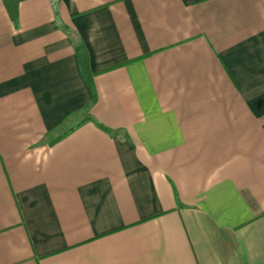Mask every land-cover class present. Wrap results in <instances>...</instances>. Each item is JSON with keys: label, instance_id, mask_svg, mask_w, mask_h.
<instances>
[{"label": "crops", "instance_id": "0c3cea01", "mask_svg": "<svg viewBox=\"0 0 264 264\" xmlns=\"http://www.w3.org/2000/svg\"><path fill=\"white\" fill-rule=\"evenodd\" d=\"M17 2L0 264H264V0Z\"/></svg>", "mask_w": 264, "mask_h": 264}, {"label": "trees", "instance_id": "16d2710c", "mask_svg": "<svg viewBox=\"0 0 264 264\" xmlns=\"http://www.w3.org/2000/svg\"><path fill=\"white\" fill-rule=\"evenodd\" d=\"M6 7L12 17V20L16 23H18V17H19V12H18V2L17 0H4ZM76 51L80 60V66L82 70V74L85 78L86 81L90 82L91 78V72L89 71L88 68V59H87V54L84 46L79 43L76 45ZM90 117H87L84 115L83 117L77 118L75 122H73L70 126L63 127L62 129L58 130V135L55 137L54 140H59L60 138L66 136L67 134L71 133L74 131L78 126H80L83 122L88 120Z\"/></svg>", "mask_w": 264, "mask_h": 264}]
</instances>
